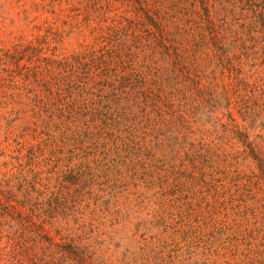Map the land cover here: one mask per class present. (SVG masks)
<instances>
[{
	"label": "rangeland",
	"instance_id": "1",
	"mask_svg": "<svg viewBox=\"0 0 264 264\" xmlns=\"http://www.w3.org/2000/svg\"><path fill=\"white\" fill-rule=\"evenodd\" d=\"M176 3L170 12L183 26L191 20L197 52L188 58L202 62L204 89L182 81L166 116L155 113L156 121L140 128L144 139L135 140V128L130 135L119 127L98 143L85 141L87 186L60 187L62 171L80 161L68 150L57 169L54 162L14 166L15 152H1L12 106L0 102L3 202H10L7 188L22 196L25 179L35 176L32 196L43 202L24 208V225L13 220L25 235V258L16 264H76L40 236L42 227H50L55 242L57 227L69 233L98 264H264V172L236 131L264 152L263 7L259 0H209L210 22H201L192 0ZM102 4L111 5L108 15L130 14L125 0H0V99L18 90L8 84L6 47L37 36L46 53L83 49L102 22ZM157 65L168 76L165 86L177 80L170 58ZM22 82L15 77L16 87ZM124 103L129 112L137 108ZM6 240L0 238V264H13Z\"/></svg>",
	"mask_w": 264,
	"mask_h": 264
},
{
	"label": "trees",
	"instance_id": "2",
	"mask_svg": "<svg viewBox=\"0 0 264 264\" xmlns=\"http://www.w3.org/2000/svg\"><path fill=\"white\" fill-rule=\"evenodd\" d=\"M125 1L129 5V15L118 11L108 15L111 5L99 7L102 22L93 28L92 41L85 43L83 49L63 56L46 53L36 42L37 36L5 48L10 70L8 84L18 90L6 92V99H0L1 103L12 106L5 127L6 144L1 152L8 149L15 152L13 157L17 164L14 166H20L21 171L26 166L34 170L42 162H54L57 169L63 161V153L68 150L80 161L62 171L60 187L69 189L73 185L78 190L80 184L87 186L84 176L88 163L82 162L87 150L83 146L85 141L97 142L101 135L119 127L120 133L130 135L135 128L140 131L134 136L135 140L144 139L140 128L156 121L153 119L155 113L166 116L163 110L173 106V96L180 92L182 81L192 80L198 88L204 89L200 81L204 69L202 62L199 64L192 58L191 63L188 58L191 51L193 55L197 52L187 27L191 20L183 26L170 12L179 6L176 3L179 0ZM192 3L200 7L201 22L204 19L210 22L209 0H192ZM258 5L263 7L264 24V0H259ZM167 58L173 61L172 68L176 71L173 78H177L169 86H165L167 74L157 65ZM16 76L23 80L21 87L15 86ZM125 99H130L131 107H137L135 111H128L130 105L124 103ZM236 131L264 172V152L248 140L244 131ZM1 180L0 177V186ZM34 180L30 183L25 179L22 196L7 188L5 197L9 203L3 202L0 195V238H7L3 248L8 258L14 259L13 264L25 258L23 226H15L13 220L17 218L24 225V208L29 203L43 204L39 196H32L33 191L39 189ZM0 189L3 194L5 189ZM39 230L43 239L55 244L76 264H98L87 245L77 242L61 228L54 230L59 234V242L53 240L50 227Z\"/></svg>",
	"mask_w": 264,
	"mask_h": 264
}]
</instances>
